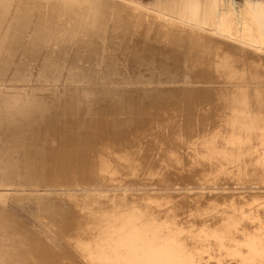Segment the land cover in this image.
I'll use <instances>...</instances> for the list:
<instances>
[{"label": "bare ground", "instance_id": "6f19581e", "mask_svg": "<svg viewBox=\"0 0 264 264\" xmlns=\"http://www.w3.org/2000/svg\"><path fill=\"white\" fill-rule=\"evenodd\" d=\"M217 2L218 0H183V3H185V5L187 4V9H186L187 13L184 15H187L189 19H193L202 25L212 27V31H216L218 35H220V37H224V38H217L220 41L219 43L216 42L218 43L217 44L218 46L215 48L216 52L213 51L214 49L211 48L212 39H213L210 37L211 35L209 37L207 36L204 37L203 35L201 36L200 35L201 33L199 34L196 32L198 31L197 29L183 26L177 22H166L165 25L160 26L159 24L154 22L155 19H152L153 20L152 22L149 23L146 22L148 24H141L140 28H137L139 29V31L137 29L135 31H138V33L136 32L138 35L143 31V35L147 40H145L143 36L142 37L143 40L146 41V43L150 42L151 44V41L149 40H152V42L154 40L156 42H160V44L161 43L164 44L169 49L171 48V51H173L174 53L173 55H175L176 52H179L182 48L185 47L189 50L192 49L191 51H194V53L192 54L191 51L189 53H191L195 57H198L200 56V54H202L203 58L205 57V60L203 59L204 61H207L209 59H211V61H214L212 56L217 57L215 59L216 62L214 64L210 65L211 64L210 62L207 65L205 63L207 67L204 68L205 69L204 72H199L200 74L199 78L202 79H206V77L208 78L209 75H207V73L210 72L209 74L211 75V72L214 73V70H212V68H215V70L217 69V72L220 73L219 77L225 79L227 78L226 72L229 69L231 70V72L236 73L234 74L235 77H237L236 81L242 80L243 77L244 78L252 77L253 79L256 80L262 79L260 74L263 71L262 72L260 71L261 68L260 65H263L264 63L259 65L260 63L259 58L263 54H261L260 56L257 53L259 57H256L255 55L256 58H253L252 57L253 52L251 53V55H249L247 49L246 48L244 49V45L250 44L252 46H256L264 49V2L262 1L247 2L245 7L241 9V15L239 18L233 14H225V13H222L220 17H217L216 15ZM143 23L145 22L143 21ZM131 25L128 23L127 26L131 27ZM130 27L126 28L125 31L127 29H130ZM161 30L162 32L160 33ZM37 33L39 32H36V35ZM40 33H42V31H40ZM19 34L21 35L22 33ZM121 34H123V31ZM128 34H131L130 30H128ZM128 34L125 36H128ZM119 35L120 34L118 33L117 36ZM4 37L6 36L4 35ZM14 37L16 36L14 35ZM121 38L122 37H119L118 39L120 40ZM124 38L121 39L122 43ZM136 38H138V36ZM36 39L38 38L36 37ZM42 39L44 40V37ZM115 39L116 38H114V41ZM127 39L129 38L127 37ZM217 39L215 41H217ZM225 39H227V41H224ZM34 40L35 38L33 39V41ZM51 41L50 44H52ZM139 41H142V38L139 39ZM139 41L138 44L140 43ZM33 43L35 44V42ZM33 43L31 44L34 45ZM122 43L120 42V44L124 46V44ZM116 44L114 43V45ZM144 44L142 45L143 47H141L143 48L142 50L145 49L146 44L145 45ZM156 44L154 43L155 46ZM135 46L137 45L135 44ZM148 46L149 45H147V47ZM138 47L139 45L137 46V48ZM256 47H254L255 50ZM168 48L167 49L165 48L166 51H168ZM36 49H38V46ZM212 51L214 52V54L211 53ZM142 52L145 53L144 51ZM149 52L150 50L148 51V53ZM187 53L186 55H188L189 58L190 54ZM144 56L143 58L146 59ZM171 58H169L170 61V62L168 61L169 63L172 62L170 60ZM186 60H190V59L186 58ZM203 60L199 59L200 65L203 64L204 62ZM177 61L178 60H176V62L174 63H177ZM175 65L176 64H174V66ZM176 66L175 68L173 67L170 69L174 70L176 69ZM186 72L187 71H185V73ZM217 80L219 81V79ZM191 81L194 82V80ZM222 81L221 84L223 85L224 83ZM230 81L231 79L229 80V82ZM208 83L209 82L207 81L206 84ZM197 84L192 85L193 86L192 89L198 88L196 87ZM225 84H227V81L225 82ZM199 85L200 84H198V86ZM247 85L244 83L235 82V83H230V86L229 85L228 86L229 88L231 87L234 92L235 91L240 93L242 92V94H244L243 93L244 91L250 90V88L253 87L252 83H249L250 88L247 87ZM223 93L225 94V92ZM189 94L191 93L189 92ZM38 104L39 103L34 104L27 102L26 104L24 105L22 104V105L35 107ZM241 107H242L241 110L244 109L243 106ZM259 108L260 107H258V109ZM212 109L213 108H211V110ZM217 111L220 110H218L217 108ZM217 111L213 110V113ZM209 112H210V108H209ZM192 115L194 116L195 114ZM192 115L191 117L193 120L189 119L190 123H192L191 121L196 120V116L194 119ZM204 115L205 114H200L199 117L197 116L200 121V125L198 126H203L205 129H207L205 127L206 126L205 122L207 121L208 117L206 116L207 118L205 119ZM220 116L222 117L221 114ZM230 116L234 117L235 119L231 117L233 121L227 122L229 129H231V125L232 126L233 124L235 125V121L236 122L238 121L239 125H243V124L245 125V122L247 121L246 118H245L246 121L241 120V117L244 118L245 116H241L240 112H236V110H235V114H232ZM259 116L260 115L258 114V117ZM185 117L183 119H185ZM225 117L226 119L229 118L228 116H224V118ZM258 117H256V121H255L256 122L255 125L257 127L255 125L250 126L249 123V126L248 125L246 126V128L249 130L247 132H243L245 129L242 131L244 133L243 138L242 139L236 138L237 140L234 138L235 142L233 143H231L233 139L232 140L228 139L231 138L228 137L229 135L231 136L233 135L231 134L232 132L230 133L229 130L227 135L226 133L227 130H226L225 132L226 135L224 134L225 136L223 135V137L224 138L228 137L227 140H229L230 143L228 145L227 143L222 142V145L223 143L227 144V146L225 145V147L223 146L220 147V142L222 141V137L221 138L218 137L219 133L217 134V136H215L220 138L219 140H216L214 136L209 138V135H213L209 133V135H207L208 136L207 139H211L210 141L202 140L203 143L200 142L195 146L196 141L194 142V140H196L197 137L195 136L196 131L193 128L196 125V123L194 125L193 123L188 124L186 122L187 119L185 120V123H187L188 125L187 127L191 126V128L189 127L190 128L189 132L187 131L184 132L183 130L182 131L184 132L183 137L179 139L180 136H177L178 137L177 138L174 135L177 138L176 139L175 137L172 138L173 135H171L172 133L171 129L166 128L169 129L170 131L171 139L168 140L170 138L169 135H167L168 139L165 138L166 135L163 136L164 138L163 139L160 138V139L164 141H159L162 144L157 143L159 139H157L156 137L153 138L154 142H150L146 138L144 139L143 137L145 135L144 132L146 130L148 131L150 127L149 128L147 127L148 129L146 128V130H144L140 125L141 126L140 131L142 129L144 130L143 134H139L140 135L139 139L143 141V144L144 142H146V144H148L147 142H150L148 145L160 144L161 149H157L160 154L159 157L160 160L159 162L156 163L147 161L148 154L142 153L143 154L142 157L137 156V154H140L139 152L140 145L133 146L134 144L132 145L130 143L131 141H129L130 138L127 137L128 132H126L127 136L123 134V132L125 131V127H124L125 124L122 127L121 126L122 124L118 125L117 123L118 125L117 127L119 128V130L116 131L114 130L115 131L114 133H112L111 131V133L109 132L107 134L106 127L101 118H99L100 120L98 119L99 121H94V122L91 121V119H89L87 122H85L82 125L75 123L72 125H64L65 129L63 130L64 132L62 133L63 141L61 140L60 145L59 144L57 145L56 142L58 141L59 138L56 137L54 133L47 132L49 130H46L45 133H41L39 132L41 128L39 127L33 128L32 126H30L31 120L32 119L34 120V118L40 120L39 117L36 118V115L30 116L28 114V120L26 121L23 120V114L21 113L12 114L9 117H7L5 122L1 123L2 126L0 129V142L1 143L3 142L5 145L7 143H10V145L12 146L13 144L12 142L16 144L17 143L22 144L23 141L24 146L29 148V150L27 149L28 153L31 150V152L33 153L35 152V154L36 152L38 154H42L43 157L38 162L30 161L31 159L37 158L35 157L36 156L35 155L34 156L35 158H31L29 161H26L28 165L31 166L22 167L21 165V167L24 169L33 168L32 178L34 180H41L42 182L52 181V183L54 182L55 184L60 182L58 185H62V186L75 185V182L76 183L78 182L80 184L82 183L81 185H86V183L96 184V185H108L111 183H120V182L129 183L135 181H143V182L154 181L160 185H170L171 182H173V180L176 181L191 180L196 183L203 182L209 184L224 183V182H240L248 185L251 182L252 183L256 182L260 185H264V136L261 137V135L264 133L263 132L264 125H262L263 123L261 122L262 119H260L261 120L260 121ZM218 118H216V120ZM226 119L225 121H227ZM178 120L180 122V119ZM179 122L176 123L175 121V125H178ZM183 122H182V126H183ZM48 123L53 124V121L52 123L50 122ZM48 123H45V126L52 128L53 131H55L56 125L54 124V127H52ZM171 123L169 126H171ZM207 123H209V121ZM152 125H154V123H152ZM216 125H218V122L216 123ZM223 125H225V122ZM149 126H151L150 123ZM158 126L161 127V125ZM208 126L209 125H207V127ZM212 126L214 127V125ZM78 127H80V131L78 132H81L82 131L81 128L83 129V127L84 129H86V131L83 130V132L84 133L87 132V134L85 133L86 135L83 134L84 138L82 140H80L82 137L80 139L76 138L80 133L77 136H75L77 134L75 130H77ZM165 127H167V125ZM177 127H179V125ZM239 127L242 128V126ZM135 128L137 129V127ZM135 128L132 130H135ZM173 128L175 130L174 126ZM225 128L227 129V127ZM162 130L165 131V128ZM219 130L222 131L223 129L221 128ZM212 131L215 133L218 132V131H214V128ZM201 132L203 134L202 130L200 131V133ZM47 133L50 134L48 135ZM74 133L76 134L74 135ZM121 133L124 135V137L122 136ZM188 133L189 134L191 133L190 136L187 135ZM58 134L60 137L61 135L60 132ZM192 134L194 135L191 136ZM80 135H82V133ZM240 135L239 137H241ZM136 137L134 136L135 139ZM201 137L203 138L204 136ZM198 140L200 141V138ZM80 141H82V144L84 145V147L82 145L81 150H80V146H81ZM138 142L136 143L137 145L139 144ZM206 142L208 144H206ZM77 143L79 144V146L77 145ZM14 146L16 147L17 145ZM17 149L20 150L19 148ZM209 149H212L213 151ZM219 149H223V150L227 149L230 151H227L225 153H218ZM129 150H133V152H130ZM4 153L6 152H3V154ZM11 155L14 154L11 153ZM13 157H15V155ZM18 157L19 156L17 155V158ZM5 158L6 157H4V159ZM18 159H16L17 160L16 163L14 162L15 160H13L14 164L17 165ZM23 159H27V158L23 157ZM21 164H23L22 161ZM1 165L3 166V164ZM16 165H13V168ZM21 167H20V172L24 171ZM6 168L4 170H6ZM7 170H8L7 172H9V169ZM20 174H22L20 175V178L21 179L24 178L23 176L24 174L23 173ZM8 175H12L13 178L17 177L14 176L15 173ZM7 177L8 178H6L5 175V179L1 178L0 180L4 179L5 182L8 183L11 180L10 179L11 177L10 178L9 176ZM3 184L8 186L9 183L6 184L3 181L2 185ZM46 185L49 186V184ZM58 185H54V186H58ZM14 188L15 187H13V189ZM192 189L194 188L192 187ZM3 190H6V186L4 185L0 187V191ZM71 190L68 191L71 192ZM256 190L259 189L257 188ZM209 196L198 195L196 197H189L184 195L179 197L173 194H167V195L122 194L117 196L94 195L89 197H74L73 199L69 200L68 203L64 201L65 206L61 208L55 205V203L57 204L60 201L58 202L56 201L54 202V207L50 208V221L44 224H40L38 226L39 227L38 229L40 231H47V234L43 233L41 235L33 234L31 232L30 234L29 233L30 230H26L22 226H20V223L19 224L16 223L13 220V218L10 216V214L0 206V264H264V191L262 193L257 191L256 192L247 191L246 194L240 196H236L233 194L232 195L220 194L214 197H209ZM18 230L19 232H17Z\"/></svg>", "mask_w": 264, "mask_h": 264}, {"label": "rangeland", "instance_id": "374dc122", "mask_svg": "<svg viewBox=\"0 0 264 264\" xmlns=\"http://www.w3.org/2000/svg\"><path fill=\"white\" fill-rule=\"evenodd\" d=\"M250 1L264 2V0H218V2L216 3V15L217 17H220L222 13L233 14L239 18L241 15V9H243L246 3ZM186 9H187V4L185 5V3H183V0H0V38H1L0 40V129L2 126L1 123L5 122L7 117H9L12 114L21 113L23 114V120L26 121L28 120V114L30 116L36 115V118L39 117L40 120L35 118L34 120L32 119L30 126H32L33 128H38V127L41 128L39 131L41 133H45L46 130H49L47 132L54 133L55 136L59 138V139L57 138L58 141L56 142V144L60 145V142L63 138L62 133L64 132L63 130L65 129L64 125H72L74 123L82 125L85 122H87L89 119H91V121L94 122V121H99L100 120L99 118H101L106 127L107 134L109 132L111 133V131L112 133H114L116 130H119V128L117 127L119 124H122L121 125L122 127L125 124L124 125L125 131L123 132L122 130L123 134H125V136L128 135L127 137L130 138L129 141H131L130 143L132 145L134 144L133 146L140 145V151H139L140 154H137V156L142 157L143 155L142 153L148 154L147 161L156 163L159 162L160 160L159 158L160 154L157 149H161L160 144L162 143H160L159 141H164L162 139L164 138L163 136L165 135H166L165 136L166 139H168L167 135H169L170 138L168 140L171 139V135H173L172 138L175 136L176 137L180 136L179 139H181L183 137L184 132L186 131L189 132L191 128V126H189L190 128L187 127L188 126L187 123L189 124L190 120H193L191 117L192 114H195L194 116L192 115L194 119L196 116V120L191 121L193 125L196 123V125L193 128L196 131L195 136L197 137L196 140H194V142L196 141L195 146L200 142L203 143L202 140L210 141L211 139H207L208 138L207 135H209V133L213 134V135H209V138L213 136L215 137L219 133L218 137L220 138L222 137V141L220 140L221 141L220 147L222 146L225 147V145L227 146V144L229 145L230 141L227 140L228 137H231L228 139L231 140L233 139L231 143L235 142L234 138L242 139L244 136L243 132H247L249 130L246 128V126L247 125L249 126V123L250 126L255 125L256 117H258V114L260 115L258 117L259 120L262 119V121L261 120L260 121L263 122L262 125H264V115H263L264 114V87H263L264 49L260 47L252 46L250 44L244 45V49L245 48L247 49L249 55H251L252 52L254 53V54L252 53L253 58L259 57L258 55L261 56V54H263L261 56L262 59L261 57L259 58L260 60L259 65L263 64L260 65V67L262 68V69L260 68V71L261 72L263 71L260 74L262 79L256 80L253 79L252 77L244 78L242 76L243 77L242 80L236 81L237 77H235L234 75L236 73L231 72L230 69L226 72L227 78L225 79L219 77L220 73L217 72V69L215 70V68H212V70H214V73L211 72L210 75L209 74L210 72L209 73L206 72L207 75H209L208 78L206 77V79H202L199 78L200 76L199 72H204L205 70L204 68L207 67L206 64L208 65V63L210 62H211L210 65L214 64L216 62L215 59L217 57L212 56L214 61H211V59H209L210 61L207 60L208 61L207 62L204 61L205 57L203 58L202 54H200V56L202 57L200 56L195 57L194 55H192L194 51H191L192 49L189 50L185 47L180 50L181 52L180 51L176 52L175 55H173L174 53L173 51H171V48L169 49L164 44L162 43L160 44V42H156L153 40L155 44L157 43L156 46L154 45L152 40H149L151 41V44L149 41H147L149 43H146V41L143 40V37L145 39V36L143 35V31L142 32L140 31L141 33H139V35L137 34L139 31V29L137 28H140L141 24H148L149 22H152L153 21L152 19H155L154 22H156L160 26L165 25L166 22H177L183 26L197 29L198 31L196 32L199 34L201 33L200 34L201 36L203 35L204 37L206 36L209 37L211 35L210 37L213 38L211 48L214 49L213 51H215V48L218 46L217 44L220 41L217 38H224V37H220V35H218L216 31H212V27L202 25L193 19H189L187 15H184L187 13ZM143 21L145 23H143ZM125 23L127 25L128 23L130 25L132 23V25L130 27L127 26ZM125 25L126 28L130 27V29L126 30L127 33L125 31L126 29ZM136 29L138 31H135ZM121 30L123 31V34H121L122 33ZM128 30L131 31V34H128ZM40 31H42V33H40ZM18 32L22 34L20 35ZM36 32L39 33H37L36 35ZM161 32L162 30L160 31V33ZM118 33L121 36L120 35L117 36ZM127 34L128 36H125ZM4 35L6 37H4ZM14 35L16 37H14ZM123 35L126 38V40L123 37ZM136 35L138 36V38H136L137 37ZM36 37L38 39H36ZM43 37L44 40L42 39ZM119 37L124 38L123 43L121 40L122 38L120 39L121 40L120 41L118 39ZM127 37L130 40L127 39ZM34 38L35 40L33 41ZM114 38H116L115 41L117 42L114 41ZM141 38L142 41H139V39ZM216 39L217 41H215ZM137 40L140 42L139 44ZM50 41L52 44H50ZM224 41H227V39H225ZM30 42L31 43L35 42V44L36 43L38 44L35 45L33 43L35 45L34 46ZM120 42L124 44V46L121 45ZM133 42L137 46L139 45V47L137 48V46H135ZM144 42L146 44L145 46L146 50L145 49L142 50L143 48H141L143 47L142 45L144 44ZM114 43L115 44L118 43V44L114 45ZM28 45L30 48L28 47ZM118 45L122 48H120ZM147 45L149 46L147 47ZM37 46L38 49H36ZM254 47H256V50ZM165 48L166 49L168 48V51H166ZM147 50L148 51L150 50V52L148 53ZM139 51L140 52L144 51L145 53L142 52L143 53L142 54ZM190 51L192 54L189 53ZM213 51L211 53L214 54ZM185 52L187 54H190L189 58ZM142 55L143 56L145 55L144 57L146 59H144ZM170 55H173L174 57ZM169 58H171L170 60L173 63L176 62V60H178L177 63H174L176 65L178 64L177 66L175 65L176 69L174 70L170 69L173 67L175 68V66L172 62L169 63L170 62ZM186 58L190 60H186ZM199 59L200 60L204 59L203 64L200 65ZM185 71L187 72L185 73ZM187 75H189L190 77ZM217 79H219L220 82ZM230 79L231 81L229 82ZM191 80H194V82ZM207 81L209 82L208 84H206ZM221 81L224 83L223 85L221 84ZM226 81L227 84H225ZM196 82L200 85L198 86ZM235 82L244 83L246 85L248 84L247 87L249 88H250L249 83H252L253 87L250 88V90L244 91L243 92L244 94H242V92L241 93L236 91L234 92L231 87L229 88V86L230 83H235ZM196 84H197L196 87L198 88L192 89L193 87L192 85H196ZM201 89L203 90L205 89V90L203 91ZM188 91L191 94H189ZM223 92H225V94ZM227 92L230 93L228 94ZM27 102L34 104L39 103V104L35 107L23 106ZM220 106L221 107L223 106L222 107L223 109ZM241 106H243L245 110L244 109L241 110L242 108ZM258 107L260 108L258 109ZM209 108H210V112H209ZM211 108L213 109L211 110ZM217 108L220 111H217ZM213 110L217 111L218 113L217 112L213 113ZM235 110L236 112H240L241 116H245L244 118L241 117V120L244 121L247 120V121L245 122V125L243 124L244 126L239 125V122L235 121V125L234 124L233 126L231 125V129H229L227 122L233 121V119H235L234 117L230 116L232 114H235ZM145 114L147 115V117H149L150 115V117L147 118ZM200 114H205L204 115L205 119L208 117L207 121L205 122L206 125L205 127L207 129H205L203 126H198L200 125V121L198 118ZM220 114L222 115V117L220 116ZM167 115L169 118L167 117ZM187 115L191 118H189ZM223 115L228 117L230 116L229 118L227 117L229 120L226 119V117L224 118ZM184 117L185 119H183ZM175 118L177 120L180 119L181 125L179 120L177 121ZM216 118L218 119L216 120ZM225 119L227 121H225ZM185 120L187 123H185ZM52 121L53 124L48 123V122L52 123ZM175 121L176 123L179 122L178 123L179 127H177L178 125H175ZM208 121L209 123H207ZM165 122L167 127H165L166 126ZM169 122L170 123L172 122L171 126H169L170 125ZM182 122L184 127L182 126ZM217 122L218 125H216ZM224 122L226 126L223 125ZM45 123H48L52 127H54L55 124L56 130L53 131L52 128L45 126ZM149 123L151 126H149ZM152 123H154V125H152ZM140 125L144 130H146L147 127L148 128L150 127L149 128L150 132L148 128H147L148 131L146 130L144 132L143 129L140 131L141 128ZM158 125H161L162 129L165 128L166 132L163 131L161 127ZM207 125L209 126L207 127ZM212 125H214V127ZM173 126L175 127V130ZM211 126L214 128V131H218V132L216 133L213 132L212 131L213 128ZM239 126H242V128ZM135 127H137V129L139 127V129L137 130ZM225 127H227V129ZM134 128L135 130H132ZM166 128L171 129V132L173 133L174 131V133L173 134L171 133L170 135L169 129ZM221 128L223 129L222 131L219 130ZM81 130H82L81 132H78L80 131V127H78L77 130H75L77 134L74 133V135L76 134L75 136H77L79 133L80 134L82 133V135L79 134L78 135L79 137L78 136L76 137L77 139H80L82 137L80 140L84 138L83 134L85 133L87 134V132L85 133L83 132V130L86 131L84 127L83 129L81 128ZM183 130L184 132H182ZM201 130L203 131V134L205 133L206 135L205 134L203 135L202 132L200 133ZM229 130L230 133L232 132L231 134L233 135L232 136L229 135L227 138H224L223 135L224 134L226 135V133L228 135ZM132 131L135 133H133ZM175 131L177 134L175 133ZM59 132L61 134L60 135L61 138L59 137L58 134ZM126 132H128L127 135ZM143 132L145 134L143 136L144 139L146 138L148 141L154 142L153 138L156 137L157 139H159L157 143L160 144L148 145L150 142H147L148 144L144 142L143 144V141L139 139L140 138L139 134H143ZM50 133L47 134L49 135ZM123 134L122 136L124 137ZM190 134L188 133L187 135L190 136ZM133 135L135 137L136 136L138 137L139 135L138 139L137 137L135 139ZM193 135L194 134H192L191 136ZM198 135L204 137L202 138L201 136L199 137ZM239 135L241 137H239ZM263 136L264 133L261 135V137ZM218 137H215L216 140L220 139ZM199 138L200 141L198 140ZM225 140L228 142H226ZM137 142L139 143L138 145L136 144ZM222 142H225L227 144L223 143L222 145ZM12 143L11 146L10 143H7L5 145L3 142L2 143L0 142V146H1L0 147V179L1 178L5 179V175L6 178H8L7 176H9V178L12 176L8 174L15 173L14 176H17L14 178L12 176L10 178L11 180L9 179L12 182L9 181L8 182L9 184L5 182L4 179H2L4 183L8 184V186L3 184L4 186H6V190L0 191V206L10 214V216L13 218V220L16 223L18 224L20 223V226H22L26 230H30L29 233L31 232L33 234H39V235L43 233L47 234V231H40L38 229L39 228L38 226L40 224H44L50 221V208L54 207V202L60 201L57 204L55 203V205L61 208L65 206L64 201L68 203V201L73 199L74 197H89L94 195L117 196L122 194H126V195L173 194L179 197L184 195L189 197H196L198 195L199 196L210 195L209 197H214L220 194H225V195L233 194L236 196H240L246 194L247 191L248 192L257 191L261 193L264 191V188H262L264 187V185H260L256 182L255 183L251 182L249 183V185L240 182H224V183L209 184L203 182L196 183L191 180H185V181L173 180V182H171L170 185H160L154 181L152 182L135 181L129 183L128 182L111 183L108 185H96V184H87V183L86 185H81L82 183L80 184L78 182L77 183L75 182V185L62 186V185H58L60 182L59 183L56 182L57 184H55L54 182L52 183V181L42 182L41 180H34L32 178L33 168L24 169L22 167L31 166L28 165L26 161H29L31 158L37 157L35 159H31L30 161L38 162L40 159H42L43 155L38 154L37 152L35 154V152L34 153L31 152V150L29 151L30 153L29 154L27 151V149L29 150V148L24 146L23 141H22L23 145L19 143L16 144L14 142ZM78 143H77L78 146L81 143L80 144L81 145L80 150H81L83 145L82 141H80L79 144ZM206 144L208 143L206 142ZM8 145L10 146V148ZM14 145H17L18 147L17 146L16 147L19 148L20 150H18ZM21 148L22 149L25 148V149L22 150ZM9 150L11 151L13 150V151L11 152ZM209 150L213 151L212 149ZM222 150L223 149H219L218 153H225L227 151H230L227 149L223 151ZM2 151L6 152L4 153L5 155L3 154ZM129 151L133 152V150H129ZM11 153L14 154L15 157H13L14 155H11ZM17 155L19 156L18 157L19 159L17 158ZM4 157H6L7 159L6 158L4 159ZM23 157L27 159H23ZM16 159H18V163L20 165L18 163L17 165L14 164V162L15 163L17 162ZM13 160L15 161L13 162ZM20 160L22 161L23 164H21ZM12 162L13 165H16L14 166L15 169L13 168ZM1 164H3V166ZM4 167L5 168L7 167L6 170H4L5 169ZM20 167L25 171V173L24 171H22V169H21L22 172H20ZM7 169H9V172H7L8 171ZM10 169L12 173L10 172ZM16 172L19 174H17ZM2 173L4 176L2 175ZM20 173L24 174L23 175L24 178L22 179L20 178V175H22ZM2 180H0V187L3 186ZM46 184H49V186ZM54 185H58V186H54ZM202 185H204L206 188ZM258 186L259 187L261 186L260 187L261 189ZM13 187L15 188L13 189ZM192 187L194 189H192ZM257 188L259 190H256ZM81 189L82 190L85 189V190L82 191ZM68 190H71V192ZM17 232H19V230Z\"/></svg>", "mask_w": 264, "mask_h": 264}]
</instances>
